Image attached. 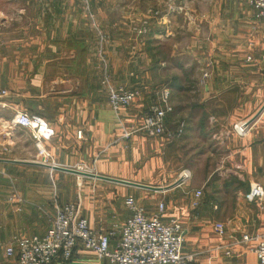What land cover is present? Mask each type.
Returning a JSON list of instances; mask_svg holds the SVG:
<instances>
[{
	"label": "crops",
	"instance_id": "crops-1",
	"mask_svg": "<svg viewBox=\"0 0 264 264\" xmlns=\"http://www.w3.org/2000/svg\"><path fill=\"white\" fill-rule=\"evenodd\" d=\"M109 84L140 95L117 114ZM163 89L172 135L124 139L120 121L139 122ZM263 105L264 23L248 0H0V264H18L4 258L5 246L14 235L45 234L58 204L80 202L93 227L108 229L129 216V194L148 211L163 201L164 219L183 224V252L200 263L256 264L264 197L247 193L254 182L264 187V110L249 121ZM21 111L54 129L43 142L51 165L157 186L168 153L176 179L184 168L192 176L156 191L42 165L31 131L9 126ZM106 261L78 247L73 260L53 264Z\"/></svg>",
	"mask_w": 264,
	"mask_h": 264
},
{
	"label": "built area",
	"instance_id": "built-area-1",
	"mask_svg": "<svg viewBox=\"0 0 264 264\" xmlns=\"http://www.w3.org/2000/svg\"><path fill=\"white\" fill-rule=\"evenodd\" d=\"M248 1L254 9L255 18L264 23V0ZM138 32H145V26L138 29ZM1 94H6V91L2 90ZM139 95L140 91L136 88L111 84L108 86V102L117 114L132 104ZM170 97V90L163 89L139 122L126 126L120 121L122 137L129 139L138 131L154 137H170L172 134L166 126V116L172 111ZM9 126L29 129L38 149V162L43 165L52 164L50 151L43 142L51 139L54 129L43 117L21 111L10 121ZM235 129L244 133L247 125L239 123L235 125ZM78 169L85 171L84 167ZM191 176L189 169H183L179 174V185ZM263 197V185L259 182L252 183L247 193L248 200L256 201ZM202 200L203 190H195L191 206L198 208ZM124 205L130 214L121 224L114 223L108 229H96L81 215L80 202L58 204L52 224L45 234L14 235L5 246V255L9 259H16L18 264H53L56 261L72 260L77 248L83 247L112 264H202L183 252V224L174 217L164 219L163 201L158 203L155 210L148 211L134 194H129L124 199ZM214 231L219 237L227 235L226 226L220 221L214 224ZM251 240L248 233L243 234L240 239L242 243H249ZM253 250L257 257L256 264H264V234L256 240ZM231 253V250L226 251L228 256Z\"/></svg>",
	"mask_w": 264,
	"mask_h": 264
},
{
	"label": "rangeland",
	"instance_id": "rangeland-1",
	"mask_svg": "<svg viewBox=\"0 0 264 264\" xmlns=\"http://www.w3.org/2000/svg\"><path fill=\"white\" fill-rule=\"evenodd\" d=\"M176 161H174L173 159H172V156L170 155V154H168V153H165L164 155H163V165H162V177H161V179H160V183H159V185H157V186H160V187H166V186H170V185H172V184H174V183H176L177 181H180V179H176V176L174 175V173H173V171L171 170V166H172V164H174ZM198 162V161H197ZM216 163H218V160L216 159L215 161H213L212 163H211V165L213 166V165H215L216 166ZM188 164V163H187ZM187 166V165H186ZM182 168H184V167H182ZM185 169V168H184ZM181 170V169H180ZM183 170V169H182ZM181 170V171H182ZM195 178V180H196V177H194V175H193V177H192V179H190V181L189 182H186L185 183V185H183L184 187H186L187 185H188V183H189V185L190 186H192L193 185V183H195V181L193 180ZM202 178V177H201ZM219 177H218V175H215V176H213L212 177V179L211 180H214V179H218ZM210 184L208 183V185H206L204 188H202V190H203V194H204V192H205V190L206 189H208V186H209ZM211 193V194H210ZM183 194H186V192H184L183 191ZM216 194V192H214V191H212V192H207V198H210V197H213L214 195ZM205 195V194H204ZM4 258H6L7 260H9V258H7L5 255H4ZM75 258V257H74ZM73 258V259H74ZM72 259V260H73ZM107 262V261H106ZM108 263H110V262H108Z\"/></svg>",
	"mask_w": 264,
	"mask_h": 264
},
{
	"label": "water",
	"instance_id": "water-1",
	"mask_svg": "<svg viewBox=\"0 0 264 264\" xmlns=\"http://www.w3.org/2000/svg\"><path fill=\"white\" fill-rule=\"evenodd\" d=\"M263 110H264V105L261 108V110L255 115V117H253V119L250 120L249 122L252 123L255 120V118H257L259 116V114ZM46 166H50V167H53L55 169L65 170V171H68V172H71V173H75V174H78V175H82V176H89V177H95V178H100V179L111 180V181H115V182H118V183L132 185V186H136V187L147 188V189L156 190V191H163L165 189L172 188V187L178 185L181 182V181H177L176 183H174V184H172L170 186L160 187V186H153V185L138 183V182L129 181V180H123V179H119V178H115V177H109V176L99 175V174H96V173L82 171V170L75 169V168L62 167V166H57V165H46Z\"/></svg>",
	"mask_w": 264,
	"mask_h": 264
}]
</instances>
